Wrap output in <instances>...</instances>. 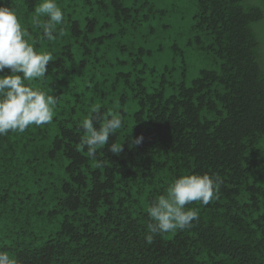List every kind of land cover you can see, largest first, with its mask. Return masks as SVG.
<instances>
[{
    "label": "trees",
    "instance_id": "trees-1",
    "mask_svg": "<svg viewBox=\"0 0 264 264\" xmlns=\"http://www.w3.org/2000/svg\"><path fill=\"white\" fill-rule=\"evenodd\" d=\"M259 2L57 0L49 41L41 0H0L52 54L31 86L57 98L50 123L0 136V251L17 264H264ZM110 112L123 127L90 158L82 121ZM193 173L219 176L217 197L147 243V208Z\"/></svg>",
    "mask_w": 264,
    "mask_h": 264
},
{
    "label": "clouds",
    "instance_id": "clouds-1",
    "mask_svg": "<svg viewBox=\"0 0 264 264\" xmlns=\"http://www.w3.org/2000/svg\"><path fill=\"white\" fill-rule=\"evenodd\" d=\"M35 13L34 23L42 28L43 36L49 41L55 39L54 33L62 34L58 32V26L63 23V11L57 0H41ZM41 17L46 19L41 22ZM52 60L50 52H38L29 42L16 9L0 4V73L6 68L10 69V74L0 75V136L10 131L23 133L32 125L42 126L52 121L56 96L31 86L35 79L45 77L47 65ZM99 111V105L92 108L94 114ZM109 116H93L82 121L84 135L80 148L86 147L90 158H95L97 150L108 144L109 137L123 127L121 115L110 112ZM142 140V136L136 137L133 144L138 145ZM109 150L119 154L122 145L113 143L109 145ZM96 166L102 165L97 161ZM219 183V176L208 173L186 174L175 179L168 187L167 194L159 196L147 208L151 222L147 224L146 242L151 244L156 234L191 227L193 221L199 218L198 210L186 205L195 201L209 204L217 197ZM0 264H17V260L8 252L0 251Z\"/></svg>",
    "mask_w": 264,
    "mask_h": 264
},
{
    "label": "rangeland",
    "instance_id": "rangeland-1",
    "mask_svg": "<svg viewBox=\"0 0 264 264\" xmlns=\"http://www.w3.org/2000/svg\"><path fill=\"white\" fill-rule=\"evenodd\" d=\"M259 3L262 5V7H263V9H264V0H260ZM261 33L264 34V30H262ZM263 39H264V36H263Z\"/></svg>",
    "mask_w": 264,
    "mask_h": 264
}]
</instances>
